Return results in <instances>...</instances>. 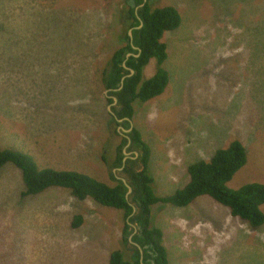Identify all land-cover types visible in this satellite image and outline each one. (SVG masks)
<instances>
[{"label":"rangeland","instance_id":"rangeland-1","mask_svg":"<svg viewBox=\"0 0 264 264\" xmlns=\"http://www.w3.org/2000/svg\"><path fill=\"white\" fill-rule=\"evenodd\" d=\"M147 3L173 6L182 17L162 38L166 90L133 104L134 128L151 148L156 195L184 188L191 165L234 140L248 162L228 186L264 184V0H0V150L112 186L129 180L125 167L141 171V153L122 135L130 126L117 124L120 106L105 80L112 53L131 42L125 34L134 39L129 7L136 14ZM158 68L151 60L145 79ZM119 150L124 168L113 166ZM23 190L22 172L4 166L0 264H109L114 250L130 259L120 210L76 200L66 189L27 198ZM128 199L137 208L134 191ZM77 214L84 223L73 230ZM151 222L163 232L170 264H264V225L253 228L210 197L186 207L156 204Z\"/></svg>","mask_w":264,"mask_h":264},{"label":"trees","instance_id":"trees-1","mask_svg":"<svg viewBox=\"0 0 264 264\" xmlns=\"http://www.w3.org/2000/svg\"><path fill=\"white\" fill-rule=\"evenodd\" d=\"M90 1L108 2L112 0ZM138 4H142V0H138ZM129 12L132 21L130 26L131 28L136 27L134 44L142 51L134 49L131 42L115 50L112 53L109 62L110 70L105 80V88L118 98L120 110L116 113L119 118H133V104L136 100L143 103L149 102L166 90L170 74L163 67L168 52L167 44L162 41V38L165 32L178 29L182 21L177 8L165 6L153 10L147 3L138 11L143 26L137 29L141 23L135 10L129 7ZM125 39L129 42L130 36L125 34ZM129 53H133V55L127 60V67L133 69L135 74L125 80L122 90L116 92L114 90L119 88L122 77L130 73L123 66L126 55ZM153 59L157 60L159 68L153 77L145 80L143 70ZM124 125L128 127L127 123ZM130 137L132 144L141 153L139 158L142 166L141 171L135 172L128 166L125 167L127 178L134 188L136 213L127 200L128 189L122 181H117V184L112 186L78 171L40 169L31 156L20 154L10 148L0 150V170L11 164L22 172L24 182L22 198L41 194L53 187L70 191L76 200L83 202L92 199L93 202L105 209L120 210L125 220L122 244L127 249L132 246L129 243V237L134 231L128 223L130 217V223L136 224L140 228L134 235L133 241L142 248L148 247L144 249V264H151L152 260L155 261V264H170L168 250L162 243L163 232L153 227L151 222V208L159 203L174 207H186L197 198L207 196L218 204L229 208L233 216L249 223L253 228L264 225V208H262L264 206V184L249 183L239 189H231L228 186L248 162V152L242 141L234 140L227 147L218 149L209 161L191 165L188 169L189 183L171 196L160 197L154 190L155 179L149 173L151 148L137 128L130 133ZM125 143L126 139L123 138L121 147ZM122 158L121 150H119L113 166L121 167ZM83 223L84 217L77 214L72 222V229H78ZM128 250L130 259H126L123 250H114L110 254L109 264H141L139 250L136 247Z\"/></svg>","mask_w":264,"mask_h":264},{"label":"water","instance_id":"water-1","mask_svg":"<svg viewBox=\"0 0 264 264\" xmlns=\"http://www.w3.org/2000/svg\"><path fill=\"white\" fill-rule=\"evenodd\" d=\"M132 3H133V5H134V2L132 1ZM145 3H146V0H145ZM144 6V5H143ZM134 7V6H133ZM137 15H138V13H136ZM139 16V15H138ZM140 19V18H139ZM141 23V26H140V28L143 26V21H141L140 22ZM129 36H131L130 34H129ZM137 48V47H136ZM138 50H139V52H141L142 50L140 49V48H137ZM133 54H128L127 55V59L130 57V56H132ZM123 66H124V68L125 69H127V70H129L130 71V73H131V75H129V77L130 76H132L133 74H134V70H132V69H130V68H128L127 67V65H126V62L123 64ZM126 79V77H123L122 78V81H121V83H120V85H119V88L118 89H116V91H120L121 89H123V87H124V80ZM114 99V102H118V99H117V97H114L113 98ZM115 118H116V120L118 121V122H123L124 120H127L129 123H130V128H129V130H126L124 127H121V129H122V135H124L126 138H127V140H128V145L130 146L131 145V143H132V140H131V138L127 135V133H129V132H131L132 130H133V127H134V125H133V123H132V119H130V118H124V119H119L116 115H115ZM125 133V134H124ZM124 154L126 155V153H125V150H124ZM126 158L127 157H125L124 158V160H123V166L125 165V160H126ZM122 182L124 183V185L127 187V189H128V192H127V200H129L128 199V194H130L131 192H133V188H132V186H130L129 184H128V182H127V180L126 179H122ZM131 204V203H130ZM131 206L133 207V209H134V213H136V211H137V209H136V207L133 205V204H131ZM129 219H130V217L128 218V223H129V225L130 226H132V227H134L135 228V225H133L132 223H130L129 222ZM135 231H136V229H135ZM133 237H134V235H132V236H130L129 237V243L133 246V247H136L138 250H139V252H140V254H141V257H140V261H141V264H144V249H146V248H148L147 246L146 247H144V248H142L138 243H135L134 241H133ZM151 264H155V261H151Z\"/></svg>","mask_w":264,"mask_h":264},{"label":"clouds","instance_id":"clouds-1","mask_svg":"<svg viewBox=\"0 0 264 264\" xmlns=\"http://www.w3.org/2000/svg\"><path fill=\"white\" fill-rule=\"evenodd\" d=\"M136 15H137V14H136ZM137 17H138V15H137ZM138 19H139V17H138ZM139 20H140V19H139ZM140 22H141V20H140ZM129 54H130V53H129ZM127 55H128V54H127ZM135 56H136V55H135ZM126 58H127V56H126ZM129 58H130V57H129ZM153 60H155V59H153ZM124 63H125V62H124ZM124 63H123V64H124ZM126 65H127V64H126ZM132 70H133V69H132ZM134 74H135V72H134ZM134 74H133V75H134ZM133 75H132V76H133ZM132 76H131V77H132ZM144 79H145V77H144ZM145 80H146V79H145ZM121 81H122V80H121ZM120 83H121V82H120ZM121 90H122V89H121ZM114 91H116V90H114ZM116 92H118V91H116ZM114 97H116V96H114ZM114 97H113V98H114ZM117 99H118V98H117ZM113 100H114V99H113ZM113 104H114V103H113ZM114 116H115V115H114ZM117 117L119 118L118 115H117ZM115 119H116V118H115ZM119 119H124V118H119ZM130 119H132V118H130ZM126 121H127V120H124L122 123L125 124ZM116 122H117V123H121V122H118L117 120H116ZM129 124H130V123H129ZM129 126H130V125H128V128H129ZM134 129H135V128L133 127V130H134ZM128 130H129V129H128ZM133 130H132V131H133ZM132 131L129 132V134L132 133ZM127 134H128V133H127ZM129 134H128V136L130 137ZM123 136H124V135H123ZM130 138H131V137H130ZM126 139H127V138H126ZM131 140H132V139H131ZM131 144H132V143H131ZM125 157H126V156H125ZM125 157H124V158H125ZM125 161H126V160H125ZM124 163H125V165L123 166V164H122V166H121L122 168H124V167L126 166V162H124ZM128 181H129V182H128ZM127 182L130 184V186H132L131 183H130V180H127ZM132 188H133V187H132ZM133 191H134V188H133ZM136 209H137V208H136ZM136 212H137V211H136ZM162 243H163V242H162Z\"/></svg>","mask_w":264,"mask_h":264},{"label":"flooded vegetation","instance_id":"flooded-vegetation-1","mask_svg":"<svg viewBox=\"0 0 264 264\" xmlns=\"http://www.w3.org/2000/svg\"><path fill=\"white\" fill-rule=\"evenodd\" d=\"M130 41H131V44H132L133 48H134V49H137L138 47L136 48V46H135V44H134V39L130 37ZM138 51H139V50H138ZM128 59H129V58H128ZM128 59L126 58V60H125L126 64H127V60H128ZM128 68H129V67H128ZM126 70H127V69H126ZM128 71H129V70H128ZM129 72H130V71H129ZM129 75H131V73H129L128 75H124L123 77H126V79H127V78H130V77H131V76L129 77ZM123 77H122V78H123ZM126 79H125V80H126ZM121 80H122V79H121ZM125 80H124V82H125Z\"/></svg>","mask_w":264,"mask_h":264}]
</instances>
